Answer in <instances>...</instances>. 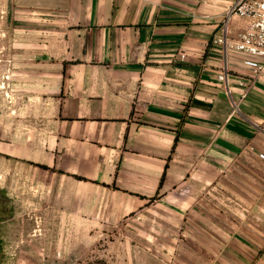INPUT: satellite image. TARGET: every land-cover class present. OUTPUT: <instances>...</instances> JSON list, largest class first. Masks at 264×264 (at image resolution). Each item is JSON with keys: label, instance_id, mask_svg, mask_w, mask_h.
<instances>
[{"label": "crops", "instance_id": "1", "mask_svg": "<svg viewBox=\"0 0 264 264\" xmlns=\"http://www.w3.org/2000/svg\"><path fill=\"white\" fill-rule=\"evenodd\" d=\"M230 2L2 0L0 55L12 63L0 86L12 87L13 111L0 113V228L10 183L44 216L154 203L197 224L212 217L219 179L244 207L205 222L204 254L188 262L264 264V72L211 41Z\"/></svg>", "mask_w": 264, "mask_h": 264}, {"label": "rangeland", "instance_id": "2", "mask_svg": "<svg viewBox=\"0 0 264 264\" xmlns=\"http://www.w3.org/2000/svg\"><path fill=\"white\" fill-rule=\"evenodd\" d=\"M3 4L0 0V40L2 11H8ZM7 37L9 34L5 32L6 41ZM3 63L11 64L12 56L0 55V64ZM5 76L11 79L12 72H6ZM2 91L0 86V113L5 107L11 114L12 87L7 84L4 94ZM261 154L264 151L259 152L264 161ZM261 168L264 176V167ZM9 169L11 172L7 174L13 175L16 167L10 165ZM245 169L251 172L249 167ZM10 185L13 188L7 194L15 200V206L12 213L2 216L5 223L0 228V264H190V253L204 254V247L199 245L209 236L210 227L205 222L220 223L221 214L235 220L238 210L244 207L236 193L238 188L224 186L218 179L207 188L214 193L213 213L210 212L213 218L206 221L203 214L197 217V224L192 222L194 219L190 221L188 213H174L154 203L125 215L94 214L91 208H85L90 213L44 216L35 214L18 200L27 194L19 184ZM240 187L243 190V184Z\"/></svg>", "mask_w": 264, "mask_h": 264}, {"label": "built area", "instance_id": "3", "mask_svg": "<svg viewBox=\"0 0 264 264\" xmlns=\"http://www.w3.org/2000/svg\"><path fill=\"white\" fill-rule=\"evenodd\" d=\"M237 18L249 21L246 28L232 38L229 27ZM211 41L223 45L226 53L229 49L245 53V63L257 76L264 72V0H231L223 19L222 32L215 34ZM220 78L227 80V72L222 73ZM261 157L264 158V154Z\"/></svg>", "mask_w": 264, "mask_h": 264}]
</instances>
